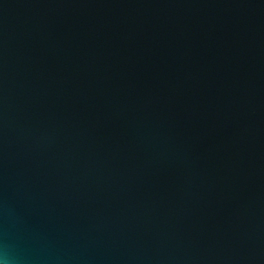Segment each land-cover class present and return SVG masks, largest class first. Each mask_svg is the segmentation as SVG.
I'll list each match as a JSON object with an SVG mask.
<instances>
[{"label": "water", "instance_id": "obj_1", "mask_svg": "<svg viewBox=\"0 0 264 264\" xmlns=\"http://www.w3.org/2000/svg\"><path fill=\"white\" fill-rule=\"evenodd\" d=\"M0 264H264V0H0Z\"/></svg>", "mask_w": 264, "mask_h": 264}]
</instances>
